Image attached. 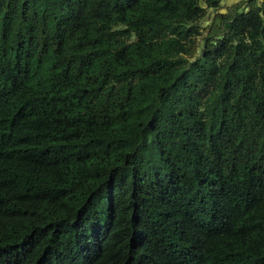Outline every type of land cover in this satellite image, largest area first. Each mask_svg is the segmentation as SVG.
Listing matches in <instances>:
<instances>
[{"label":"trees","instance_id":"1","mask_svg":"<svg viewBox=\"0 0 264 264\" xmlns=\"http://www.w3.org/2000/svg\"><path fill=\"white\" fill-rule=\"evenodd\" d=\"M0 264H264V0H0Z\"/></svg>","mask_w":264,"mask_h":264},{"label":"rangeland","instance_id":"2","mask_svg":"<svg viewBox=\"0 0 264 264\" xmlns=\"http://www.w3.org/2000/svg\"><path fill=\"white\" fill-rule=\"evenodd\" d=\"M238 1H242V0H228V3L232 4V3H235V2H238Z\"/></svg>","mask_w":264,"mask_h":264}]
</instances>
